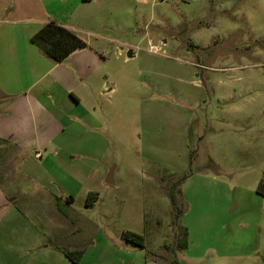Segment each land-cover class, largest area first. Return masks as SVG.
<instances>
[{"label":"rangeland","instance_id":"rangeland-1","mask_svg":"<svg viewBox=\"0 0 264 264\" xmlns=\"http://www.w3.org/2000/svg\"><path fill=\"white\" fill-rule=\"evenodd\" d=\"M47 2L64 8L91 51L96 74L82 103L101 124L90 187L110 211L106 221L97 214L104 230L143 235L144 247L124 241L146 264H264L219 256L248 253L252 242L247 205L264 169V0ZM170 195L183 210L177 227ZM85 199L76 197V212Z\"/></svg>","mask_w":264,"mask_h":264},{"label":"crops","instance_id":"crops-1","mask_svg":"<svg viewBox=\"0 0 264 264\" xmlns=\"http://www.w3.org/2000/svg\"><path fill=\"white\" fill-rule=\"evenodd\" d=\"M66 14L47 0H0V264H74L64 255L73 250H83L78 264H146L124 231L111 235L98 222V213L108 219L107 208L86 205L87 195L97 194L90 182L103 154L101 124L82 103L96 74L91 51L86 46L56 63L30 42L49 20L76 33ZM251 190L248 253L221 257L264 262V197ZM78 195L85 201L76 212Z\"/></svg>","mask_w":264,"mask_h":264},{"label":"trees","instance_id":"trees-1","mask_svg":"<svg viewBox=\"0 0 264 264\" xmlns=\"http://www.w3.org/2000/svg\"><path fill=\"white\" fill-rule=\"evenodd\" d=\"M30 42L46 57L50 58L56 63L63 61L69 55L83 49L87 46L76 33L70 31L64 26L58 24L53 20H49L30 38ZM256 193L264 197V172L257 183ZM171 203L173 205V224L178 226L180 218L183 214L182 207L177 204L174 195H170ZM97 200L96 193H89L86 198V205H92ZM181 233L176 232V247L180 251H184L188 247V233L185 227H182ZM123 237L126 241L137 245L139 247L145 246V238L143 235L124 231ZM64 255L74 264H78L83 250L64 251ZM179 264V263H178Z\"/></svg>","mask_w":264,"mask_h":264}]
</instances>
